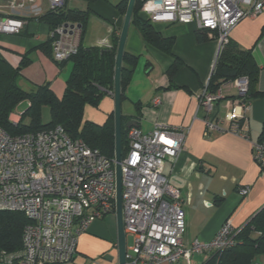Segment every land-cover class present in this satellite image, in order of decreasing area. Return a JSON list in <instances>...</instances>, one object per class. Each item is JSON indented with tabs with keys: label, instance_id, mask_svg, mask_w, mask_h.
<instances>
[{
	"label": "built area",
	"instance_id": "obj_1",
	"mask_svg": "<svg viewBox=\"0 0 264 264\" xmlns=\"http://www.w3.org/2000/svg\"><path fill=\"white\" fill-rule=\"evenodd\" d=\"M32 1V0H28ZM66 0H48L49 9ZM11 9L24 2L10 3ZM264 11V0H144L139 12L155 24L194 23L196 29L214 35L219 47L242 18ZM22 21L0 17V32L14 33ZM51 54L55 60L76 53L80 30L57 25L51 30ZM99 47L110 48L103 39ZM237 90L230 122L242 118L248 100L246 77L228 81ZM219 89L205 85L196 95L204 111L205 133L223 128L214 120ZM236 108L238 111H236ZM19 117L20 113L16 112ZM188 128L155 122L150 131L127 129L128 148L121 158V213L124 232L132 237L126 247V264H189L194 253L222 249L233 244L235 227L225 219L212 239L183 242L185 211L179 191L162 173L166 159L180 153ZM245 135L240 130H232ZM253 157L264 171V143L253 144ZM248 187H241L244 195ZM0 210L19 211L28 222L21 233V248L0 249L1 264H57L76 257L78 236L94 219L115 211L114 157L109 158L58 124L35 132L10 135L0 127Z\"/></svg>",
	"mask_w": 264,
	"mask_h": 264
},
{
	"label": "crops",
	"instance_id": "obj_2",
	"mask_svg": "<svg viewBox=\"0 0 264 264\" xmlns=\"http://www.w3.org/2000/svg\"><path fill=\"white\" fill-rule=\"evenodd\" d=\"M21 1L23 8L11 9V2ZM118 1L66 0L67 8L92 11L81 40L83 46H99L103 39L110 41L111 33L121 27L123 17L115 7ZM48 9V0H0V17L22 21L18 32H0V54L16 66L21 55L28 53L31 61L20 71V86L24 83L30 90L34 85L48 82L59 96L69 72L68 69L61 77V69L70 68V64L66 62L59 68L41 47L49 37L50 28L39 17ZM154 27L163 36L174 37L171 51L181 60V65L169 76L172 56L148 45L137 28L129 25L124 49L137 58L126 75L121 113L135 120V126L144 132L150 131L155 122L188 128L180 153L174 159L165 160L162 173L179 191L182 200L184 244L195 240L205 243L212 239L225 219L231 220L237 232L264 208V171L253 157V144L264 143V137L259 141L264 122V95L248 97L242 109L243 117L229 122L227 113L232 112L234 105L225 102L234 99L237 90L228 84L229 80L221 82L220 97L214 103V120L223 131L205 133L204 111L196 95L208 84L221 47L207 31H202L203 39L197 40L194 23L174 22ZM228 38L239 48L251 49L258 66L256 88L264 93V11L242 18L230 30ZM100 105L97 110L91 109L84 119L104 122L113 111L112 93L105 94ZM9 118L14 123L19 119L16 112ZM232 130H240L245 135ZM246 186L247 192L241 195L239 189ZM107 216V219H94L78 236L74 260L57 264H117L115 212ZM210 254L211 251L194 253L189 264H201ZM259 257L263 263L264 256ZM159 264L188 263L181 260Z\"/></svg>",
	"mask_w": 264,
	"mask_h": 264
},
{
	"label": "trees",
	"instance_id": "obj_3",
	"mask_svg": "<svg viewBox=\"0 0 264 264\" xmlns=\"http://www.w3.org/2000/svg\"><path fill=\"white\" fill-rule=\"evenodd\" d=\"M93 2L96 0H86ZM144 0H135L130 26L137 28L143 40L150 46L171 55L173 63L168 70L170 76L181 60L172 54L174 37H165L157 31L152 23L144 18L139 9ZM127 0H119L115 7L119 13L124 15ZM90 9L79 10L67 8L65 4L56 9L48 11L39 18L49 25V32L57 25L70 23L80 24V36L76 53L67 59L55 60L51 54L52 36L41 46L59 68L68 62L70 64L68 75L64 80V89L61 96H57L48 82L32 86L30 90H24L19 84L21 69L30 63L28 53L21 55L16 66L11 65L0 54V127L10 135H18L25 132H35L62 125L66 131L74 137L80 138L90 147L97 148L105 156L114 157V125L113 112L107 115L102 123L84 119L83 112L86 105H97L103 96L112 92L113 68L115 61L116 45L120 27L111 33L110 48L99 46H83L81 40L86 31ZM197 29L196 38L202 40L201 32ZM137 55L124 51L121 70V100L123 99V88L126 83V75L136 61ZM126 65H129L128 69ZM258 66L253 60L251 49L239 48L229 42L221 46L218 53L215 70L210 76L208 89L215 91L223 81L237 77H246L248 82V97L264 95L256 88ZM25 101L26 108L20 111L17 122L10 120L9 115L14 112L15 107ZM47 106L49 120L42 122L41 108ZM25 114L29 115V123L22 122ZM128 116L122 115L121 147L122 156L128 148L126 139L127 129L125 123ZM264 137V122L261 126L259 141ZM28 222L22 212L11 210H0V249L6 252L18 251L21 248V233L23 226ZM233 244L211 251L201 264H264L257 257L264 256V208L255 214L239 231L233 233ZM258 262H257V261Z\"/></svg>",
	"mask_w": 264,
	"mask_h": 264
},
{
	"label": "water",
	"instance_id": "obj_4",
	"mask_svg": "<svg viewBox=\"0 0 264 264\" xmlns=\"http://www.w3.org/2000/svg\"><path fill=\"white\" fill-rule=\"evenodd\" d=\"M135 0H127L125 13L123 15L122 24L120 27L115 61L113 68V125H114V173H115V218H116V234H117V264H126V236L123 229L122 213H121V130H122V113H121V70L122 60L125 51V42L130 25L131 15ZM74 24L64 23V27H73ZM80 28V24H76ZM136 121L129 119L125 123V127L135 126ZM72 136V135H71Z\"/></svg>",
	"mask_w": 264,
	"mask_h": 264
},
{
	"label": "rangeland",
	"instance_id": "obj_5",
	"mask_svg": "<svg viewBox=\"0 0 264 264\" xmlns=\"http://www.w3.org/2000/svg\"><path fill=\"white\" fill-rule=\"evenodd\" d=\"M68 67H65V68H63V69H61V77H63L64 75H66V73L68 72ZM68 75V74H67ZM22 88L24 89V90H29V88H28V86H26L24 83H23V85H22ZM63 89H64V87H63ZM63 89H62V91H61V94H62V92H63ZM110 93H112V92H110ZM61 94L59 95V96H61ZM27 104H26V102L25 101H23V102H21V103H19L16 107H15V109H14V112H20V111H23L27 106H26ZM99 106H101L100 105V103L99 104H97V105H93V104H91V105H86L85 106V108H84V112H83V117H85L87 114H89V111L92 109V110H97L98 108H99ZM41 119H42V122H47L48 120H49V110H48V107L47 106H43L42 108H41ZM22 122H24L25 124H28L29 123V115L28 114H25L24 116H23V118H22ZM109 216H107V217H105L104 216V218L105 219H107ZM97 221H100V220H97ZM104 231H106L105 230V226H104V229H103ZM130 244H132V237H131V235H127L126 236V246L128 247ZM257 260L259 261V262H262L261 260H260V257H257ZM256 260V261H257ZM257 261V262H258ZM1 264V263H0Z\"/></svg>",
	"mask_w": 264,
	"mask_h": 264
}]
</instances>
